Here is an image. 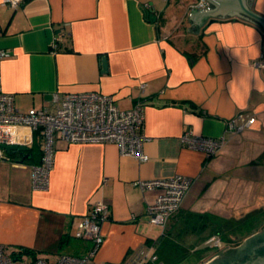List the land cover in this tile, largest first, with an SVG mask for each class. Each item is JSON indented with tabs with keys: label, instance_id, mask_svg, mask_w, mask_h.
I'll use <instances>...</instances> for the list:
<instances>
[{
	"label": "crops",
	"instance_id": "0c3cea01",
	"mask_svg": "<svg viewBox=\"0 0 264 264\" xmlns=\"http://www.w3.org/2000/svg\"><path fill=\"white\" fill-rule=\"evenodd\" d=\"M2 1L0 48L12 53L0 60L1 87L16 108L49 107L54 92L110 94L123 109L142 102L148 155L138 161L113 142L58 139L45 190L31 187L41 158L36 136L28 157L0 159V243L7 251L28 249L49 261L85 253L91 242L74 237L76 224L103 201L108 219L87 263L156 253L162 233L148 222L146 206L161 188L141 190L138 180L191 178L181 211L229 217L264 208V68L252 63L264 54L259 25L233 13L189 30L194 0H25L16 8ZM243 3L264 15V0ZM237 113L255 122L228 130ZM185 131L225 142L207 156L180 141Z\"/></svg>",
	"mask_w": 264,
	"mask_h": 264
},
{
	"label": "built area",
	"instance_id": "2783aa9c",
	"mask_svg": "<svg viewBox=\"0 0 264 264\" xmlns=\"http://www.w3.org/2000/svg\"><path fill=\"white\" fill-rule=\"evenodd\" d=\"M25 0H3L8 8H16ZM198 6H208L206 0H198ZM58 40L56 37L55 41ZM52 47L57 49V42ZM12 52L0 48V60ZM258 68H264V54L252 61ZM145 82L139 87L144 90ZM144 105L135 102L132 107L123 109L117 105L110 94L97 91L77 93L54 92L49 107L30 108L20 111L14 104L13 95L4 92L0 76V159H12L3 145H33L35 136L40 137V163L32 165L31 187L33 190H45L49 184V175L54 162L56 141L70 143L113 142L123 154L138 161L148 160L143 145L146 136L142 133ZM255 122L254 116L246 117L237 113L227 121L228 130L239 132ZM180 141L193 149L203 151L207 156L214 154L225 142L224 136L212 138L194 135L185 131ZM13 160V159H12ZM141 190L161 188V192L152 203L147 204L148 222L158 226L164 233L171 216L180 208L185 194L190 189L192 180L188 176L174 174L170 177L135 182ZM109 209L105 202L96 201L89 212L76 224L74 237L89 240L91 245L81 255L61 254L56 261L43 257L23 260L26 254L9 253L0 243V264H87L98 250L102 237L100 225L108 219ZM205 244L209 248L222 247L218 236H210ZM117 264H163L155 252L140 249Z\"/></svg>",
	"mask_w": 264,
	"mask_h": 264
},
{
	"label": "trees",
	"instance_id": "16d2710c",
	"mask_svg": "<svg viewBox=\"0 0 264 264\" xmlns=\"http://www.w3.org/2000/svg\"><path fill=\"white\" fill-rule=\"evenodd\" d=\"M36 137V142L40 145V137ZM13 153L15 152L11 154ZM260 158L261 156L252 162H258ZM172 218V226L161 234L156 247L159 260L163 264H203L207 261L203 254L210 249L205 242L210 236H218L222 247L237 246L246 236L264 226V208H253L238 217L178 209ZM221 250L222 248H218L217 253ZM17 253L28 254L31 259L38 257L28 249L18 250Z\"/></svg>",
	"mask_w": 264,
	"mask_h": 264
},
{
	"label": "water",
	"instance_id": "95a60500",
	"mask_svg": "<svg viewBox=\"0 0 264 264\" xmlns=\"http://www.w3.org/2000/svg\"><path fill=\"white\" fill-rule=\"evenodd\" d=\"M190 5L191 10L188 15L192 21V27L189 30L197 32L198 26L206 21H213L220 16H226L233 13L237 16H243L251 22L264 29V15L252 9L243 0H206L208 6L201 8L198 6V0ZM103 71H107L106 56L101 57ZM6 153H19L28 157L27 147L23 145H3ZM205 264H264V229H259L246 237L240 244L226 254L209 260Z\"/></svg>",
	"mask_w": 264,
	"mask_h": 264
},
{
	"label": "rangeland",
	"instance_id": "374dc122",
	"mask_svg": "<svg viewBox=\"0 0 264 264\" xmlns=\"http://www.w3.org/2000/svg\"><path fill=\"white\" fill-rule=\"evenodd\" d=\"M13 154H15L16 155V157H19L20 156V154L19 153H13ZM242 215V213H239V215H237L236 217H238V216H241ZM260 229H264V226H261V228ZM246 237H248V236H246ZM245 237V238H246ZM244 238V239H245ZM243 239V240H244ZM242 240V241H243ZM234 247H236V246H234ZM234 247H230V246H228V247H220V248H222V250H221V252H219V253H217L218 251V249H214V248H210V249H208L206 252H204V254H203V256H205V258L207 259V261L206 262H208L209 260H212V259H214V258H217L218 256H220V255H223V254H226L227 252H228V250H231V249H233ZM9 253H11V251H8ZM210 257V258H209ZM209 258V259H208ZM31 259V256L30 255H28V254H26V255H24L23 256V260L24 261H26V260H30ZM51 261H54L53 259H50ZM56 261V260H55ZM206 262H204L203 264H205ZM87 264H89V263H87Z\"/></svg>",
	"mask_w": 264,
	"mask_h": 264
}]
</instances>
